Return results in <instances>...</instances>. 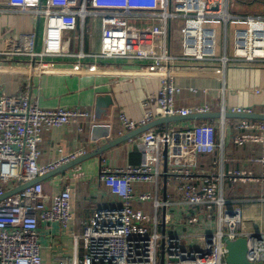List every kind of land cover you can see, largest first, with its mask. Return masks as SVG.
<instances>
[{
	"label": "built area",
	"instance_id": "1",
	"mask_svg": "<svg viewBox=\"0 0 264 264\" xmlns=\"http://www.w3.org/2000/svg\"><path fill=\"white\" fill-rule=\"evenodd\" d=\"M235 1L89 0L88 8L84 5L60 8L57 0H48L43 7H40L41 0L6 2L43 18L42 47L30 53L32 59L41 61L47 57L72 56L78 60H90V65L115 67L134 62L143 75L159 73L157 90L141 99L143 113L139 118H133L125 111L118 113L120 125L131 131L159 117L209 112L205 104L192 108L176 106L175 96L181 92V87L175 84L174 73L179 63L189 59L222 66L237 60L264 64V15L232 13L229 8ZM138 10H148L158 22L161 49L157 53L146 50L132 55L127 50V18ZM86 14L94 15L100 21L99 49L89 53L64 54L61 49L63 32L73 30L77 16ZM175 20L182 22L179 56L172 52L170 46V23ZM213 21L222 25L221 54H218L217 31ZM229 24L238 25L232 30V50L228 54L226 36ZM188 89L196 91L193 87ZM254 91L260 92L261 89ZM219 111L220 132H224L229 124L234 145L259 144L261 155L257 161L264 166V120L224 118L223 104ZM229 111L251 113L249 108H231ZM89 115L88 110L79 107L45 109L27 94H8L0 88V196L9 185L30 181L84 154L83 149H78L57 162H40L38 143L43 128L77 124L86 121ZM76 127L81 130V127ZM215 134L216 128L209 121L184 129H147L140 137L139 165L114 169L102 167L100 178L118 194L121 203L97 209L84 224L78 235L85 250L81 264H160L162 252L163 264H229L224 239L239 237L246 241L247 264H264V227L258 231L242 230L239 208L228 207L233 200L221 194L219 185L223 178L231 183L262 182L264 172L261 176H254L245 170L231 169L225 174L208 175L202 184L196 186L191 170L185 165L197 154L215 150ZM163 149H166L168 158L176 162L171 172L181 179L180 203L200 209L188 222L208 220L214 214L217 217L213 232L197 236L200 245L196 248L185 247L183 235L158 231L155 217L131 206L135 198L131 183L157 179V166ZM79 168L74 169L71 176L79 178L82 175ZM70 195V187L64 185L52 202H47L42 184L37 182L0 199V264H45L40 253L39 222L66 224L72 216ZM138 198L145 200L151 196L143 192ZM170 203L167 198L163 201L152 199L154 208L167 207ZM168 222L166 214L164 223ZM150 223L154 227L152 230L148 228ZM58 264L71 262L67 257H59Z\"/></svg>",
	"mask_w": 264,
	"mask_h": 264
},
{
	"label": "crops",
	"instance_id": "2",
	"mask_svg": "<svg viewBox=\"0 0 264 264\" xmlns=\"http://www.w3.org/2000/svg\"><path fill=\"white\" fill-rule=\"evenodd\" d=\"M6 1L0 0V88L8 94H27L45 109L58 106L79 107L88 110L90 114L86 121L77 124L43 128L38 143L39 161L57 162L78 149H83L85 154L129 132L120 125L118 113L125 111L131 117L139 118L143 113L141 99L147 93L157 90L159 73L143 75L138 64L134 62H125L115 67L90 65V60H78L72 56L47 57L41 61L38 58L32 59L30 53L42 47L43 18L32 11L9 5ZM57 1L60 8H77L82 5L88 8L89 5V0ZM46 2L48 0H41L40 7L45 6ZM237 6L240 8L237 9ZM229 10L240 15H264V0H237L230 5ZM181 25L180 20L170 23V46L172 52L178 56L181 54ZM237 25H228L227 31L230 30L231 38L232 30ZM127 27V50L130 54L136 55L146 50L153 54L159 52L161 46L157 32L158 22L148 10H138L136 14L128 16ZM99 28L98 17L91 14L77 16L76 27L63 32L62 52L89 53L98 50ZM221 53L222 51L218 54ZM128 79L131 81H127ZM174 81L181 87V92L175 96L177 107L192 108L205 104L209 112H216L223 104L225 111L231 108H249L251 113L264 114L262 63L237 60L222 66L201 64L187 59L176 67ZM189 87L196 91L189 90ZM256 88L261 91L255 92ZM204 121L212 122L216 128V148L212 153L197 154L189 164H185L191 170L194 185L202 184V180L208 175L225 174L231 169L245 170L254 176L262 175L264 166L257 161L261 155L260 145H234L229 124L225 126L224 132H220V118L190 117L168 124L158 123L149 129H184ZM76 126L81 127V130ZM141 134L40 181L47 202H52L64 185L71 189L69 209L72 216L67 223L62 225L59 222H39L40 253L45 264H58L59 257L69 258L71 264H81L85 250L78 235L81 234L84 224L97 209L114 207L121 203L118 194L110 190L107 182L100 178V169L139 165ZM161 155L157 166V179L135 180L131 183L135 195L131 206L141 208L155 217L158 231L168 232L170 229L169 233L183 235L184 246L190 245L192 237L199 243L198 235L215 230L217 217L214 214L208 220L188 222L200 209L180 203L181 179L171 172L176 162L171 161L168 156L165 162L162 151ZM78 167L82 175L79 178L71 176L72 171ZM219 185L221 194L233 200L228 203V207L239 208L242 230L258 231L264 227V181L231 183L223 178ZM16 186L17 184L9 185L7 191L14 190ZM143 192L149 193L151 198H138ZM153 198L159 201L167 198L171 203L167 207L154 208ZM166 214L169 216L168 223H164ZM175 223L178 226L174 227ZM148 225L150 230L154 228L151 223Z\"/></svg>",
	"mask_w": 264,
	"mask_h": 264
},
{
	"label": "water",
	"instance_id": "3",
	"mask_svg": "<svg viewBox=\"0 0 264 264\" xmlns=\"http://www.w3.org/2000/svg\"><path fill=\"white\" fill-rule=\"evenodd\" d=\"M201 118V119H213V118H220L221 117V112L216 111V112H207V113H194L188 116H180V115H175V116H164V117H159L157 119H154L147 124L138 127L135 130H131L121 136H118L112 140H109L99 146H97L94 150H91L85 154H82L81 156L70 160L68 162H65L58 167L54 168L53 170L49 171L48 173L38 176L30 181L20 183L16 186L14 190L11 191H6L0 196V199L8 197L11 194H14L28 186H31L34 183L40 182L44 180L45 178L54 175L55 173H60L63 172L64 170H68L75 165L83 162L86 159H89L93 156L99 155L105 150L131 138L132 136H135L139 133L144 132L145 130L151 128L155 124L158 123H164L168 124L171 121L175 120H180L184 118ZM224 118H245V119H257V120H264V114H256V113H242V112H230L229 110H226L223 113ZM164 161L166 162L167 158V151L166 149H163L162 151ZM166 170V169H165ZM226 249H227V255H226V261L229 264H247L246 260V241L245 238L239 237L236 238L235 240H229L227 238L224 239ZM160 264H163V252L161 253V262Z\"/></svg>",
	"mask_w": 264,
	"mask_h": 264
},
{
	"label": "rangeland",
	"instance_id": "4",
	"mask_svg": "<svg viewBox=\"0 0 264 264\" xmlns=\"http://www.w3.org/2000/svg\"><path fill=\"white\" fill-rule=\"evenodd\" d=\"M238 8H240V7L237 6V9ZM212 24H214L213 26H215L216 31H217V42H218L217 49H218V53H219V52L222 51V43H223L222 25H221L220 22H216V21H213ZM226 50H227V53H231V50H232V39H231L230 30L227 31V36H226ZM176 226H178L177 223L174 224V227H176ZM169 231H170V229H168V232ZM174 232H177V231L175 230ZM194 239H195L194 237L191 238L190 245H189V247H191V248H196L198 245H200V243H198ZM185 247H187V246H185Z\"/></svg>",
	"mask_w": 264,
	"mask_h": 264
}]
</instances>
